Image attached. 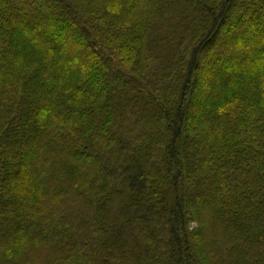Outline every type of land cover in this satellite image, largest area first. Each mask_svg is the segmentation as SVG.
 I'll return each mask as SVG.
<instances>
[{"label": "trees", "instance_id": "16d2710c", "mask_svg": "<svg viewBox=\"0 0 264 264\" xmlns=\"http://www.w3.org/2000/svg\"><path fill=\"white\" fill-rule=\"evenodd\" d=\"M0 264H264V0H0Z\"/></svg>", "mask_w": 264, "mask_h": 264}]
</instances>
